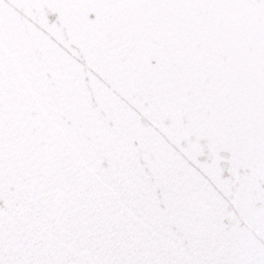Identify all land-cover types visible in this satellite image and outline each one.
Wrapping results in <instances>:
<instances>
[{
  "label": "snow or ice",
  "instance_id": "snow-or-ice-1",
  "mask_svg": "<svg viewBox=\"0 0 264 264\" xmlns=\"http://www.w3.org/2000/svg\"><path fill=\"white\" fill-rule=\"evenodd\" d=\"M0 264H264V0H0Z\"/></svg>",
  "mask_w": 264,
  "mask_h": 264
}]
</instances>
